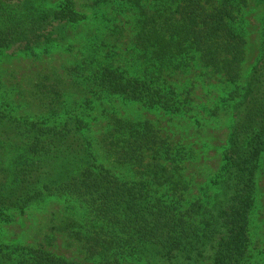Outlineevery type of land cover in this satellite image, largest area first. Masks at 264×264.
Returning a JSON list of instances; mask_svg holds the SVG:
<instances>
[{
	"label": "trees",
	"instance_id": "obj_1",
	"mask_svg": "<svg viewBox=\"0 0 264 264\" xmlns=\"http://www.w3.org/2000/svg\"><path fill=\"white\" fill-rule=\"evenodd\" d=\"M114 2L93 0V5L116 10ZM117 7L134 16L133 45L149 55L158 77L162 71L188 70L196 57L232 87L231 127L209 196L189 200L184 163L191 151L162 138L149 121L114 119L104 134L105 151L141 176L127 182L98 163L87 125L75 114L49 106L46 118L30 121L8 117L0 108V222L46 201L64 200L77 203L85 215L81 221L68 219L59 230L79 242L93 264H261L250 246V219L264 153V38L240 85L247 1L120 0ZM85 20L73 0L55 10L27 0L19 16L0 21V51L33 52L60 38L54 27ZM123 32L120 28L117 37ZM76 69L80 85L93 95L176 116L189 112L187 94L182 98L157 77L141 79L110 65ZM0 264L80 263L43 246L0 243Z\"/></svg>",
	"mask_w": 264,
	"mask_h": 264
},
{
	"label": "rangeland",
	"instance_id": "obj_2",
	"mask_svg": "<svg viewBox=\"0 0 264 264\" xmlns=\"http://www.w3.org/2000/svg\"><path fill=\"white\" fill-rule=\"evenodd\" d=\"M27 0H1L0 21L19 16ZM41 10L61 8L64 0H29ZM110 5L94 6L93 0H73L75 11L86 20L76 26L54 27L60 38L33 52L21 53L13 48L0 51V108L5 115L30 121L47 117L49 106L61 113H72L87 125L97 161L112 176L127 182H138L140 174L119 165L103 147L104 134L114 119L149 121L162 138L191 151L184 163L185 178L191 188L190 201L204 198L210 181L222 167L221 154L227 145L231 116L227 95L231 86L219 75H213L200 62H191L188 70L162 71L133 45L136 22L132 13ZM243 11L245 59L240 71L243 84L257 62L264 38V2L246 0ZM117 3V5H116ZM120 28L124 30L117 37ZM104 65L119 68L141 79L170 86L182 98L187 94L189 112L171 115L161 109H147L120 98L93 95L82 83L85 66L96 70ZM82 72V71H81ZM79 83V85H78ZM60 90L58 96L53 94ZM210 191V190H209ZM211 194V191H210ZM206 200V199H204ZM85 213L77 203L49 200L14 213L0 222V243L43 248L55 256L80 264H93L86 259L81 244L59 230L68 219L81 221ZM56 226V230L54 227ZM250 246L259 263L264 264V153L258 177L257 195L250 219Z\"/></svg>",
	"mask_w": 264,
	"mask_h": 264
}]
</instances>
